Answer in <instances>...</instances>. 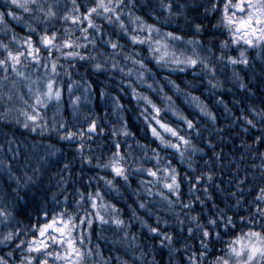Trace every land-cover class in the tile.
I'll return each mask as SVG.
<instances>
[{
  "label": "snow or ice",
  "instance_id": "snow-or-ice-1",
  "mask_svg": "<svg viewBox=\"0 0 264 264\" xmlns=\"http://www.w3.org/2000/svg\"><path fill=\"white\" fill-rule=\"evenodd\" d=\"M137 6L148 10L159 7L164 13L163 24L175 22L177 28L165 31L156 23H147L143 17L133 14V9ZM3 8L4 10H0V33L7 42L0 39V87L7 84L8 91L0 95V99L6 97L8 101H12L18 97L26 106L19 109L20 115L24 117V128L32 132L39 128L41 133L55 131L61 140L69 143L75 141L81 162L91 164L93 157L84 155V147L92 134L103 133L105 128L100 126L97 116L91 111L82 114L81 101L89 100V87L84 82L83 92L74 95L81 82L72 80V70L83 66L91 67L94 73H102L110 67L131 76L133 68L125 72L117 57L122 56L125 62L131 61L137 81L146 84L149 90L161 94L158 104L149 95L138 92L130 80L125 81L131 89L132 97L142 106L140 116L143 117L146 129L158 144L153 148L137 141L136 147L143 153L142 156L137 155L127 145V139L132 136L127 122L122 115H118L110 130L111 137L117 138L113 142L111 156L106 160L95 158L96 167L110 170L108 175L111 178H95L103 180L104 186L109 190L108 194H119L124 184L131 187L130 176L136 175L139 186L134 190L135 195L139 197L142 188L147 196H158L160 199L156 204L165 213L175 216V224L180 232L185 231L186 221L191 224L186 231L191 239H198L199 249L192 251L188 244L183 245L187 254L185 264H205L212 251L219 254L207 260V264H264V151L260 150L264 147V0H193L191 7L188 0H158V3L146 0L144 4H140L139 0H5ZM14 9H22L29 14L30 19L25 20ZM189 12L194 16L190 18L187 15ZM9 17L17 23H23L28 34L20 36L15 33L9 27ZM160 19L157 16V20ZM108 26H114L115 31ZM184 29L192 34L182 32ZM77 32L79 35H76ZM123 37H127L131 44L122 43ZM145 45L147 52L143 57L137 58L140 53L132 46ZM105 46L112 51L108 52ZM126 47H131V51H125ZM149 54L157 65L172 71L184 72L186 69L199 68L206 77H211L208 84L212 88L221 86L219 81L214 83L217 65L231 67L232 78L244 90L248 101L245 108L240 110L241 115L237 120L245 133H252L249 137L251 143L241 139V147L260 159L258 175L246 174L240 179L236 172L231 179L216 182L215 167L221 161L222 153L216 151V145L212 139L204 137V132L208 131V122L215 126L217 117L199 97L190 92H185V95L195 103L201 119H206V122L199 125L193 118L181 113L172 97L164 94L163 86L154 87L159 82L155 80L156 73L146 62ZM241 73H244L247 80L242 78ZM65 76L68 77L67 82L62 78ZM165 79L176 91H180L179 85L168 77ZM253 81L259 84V88L254 89ZM65 83L72 114L82 122L76 131L63 120L55 119V114L60 111ZM23 88H27L31 103L24 98ZM99 95L102 98L108 96L103 90ZM257 98L260 100L259 105L255 103ZM53 101L56 108L53 122L49 125L40 109L52 107ZM111 103L114 113L124 111V106L117 97H112ZM219 103H223V100ZM225 110H228L227 106ZM5 111L9 109L6 108ZM167 112L180 123H170ZM253 130H258L259 134H254ZM222 131L216 128L215 135L223 139L220 136ZM211 136L212 133L209 132V137ZM121 137L124 138V145L119 142ZM196 139L206 145L207 152L204 147L194 143ZM48 147L45 155H54V146ZM123 147L128 150L122 151ZM168 149L174 151L168 153ZM162 152L165 155L162 156ZM198 154L203 161L199 172L194 167L193 159ZM167 155L178 156L187 169L191 170V174L186 172L181 175L172 161L166 158ZM204 155L209 158L205 160ZM243 158L242 155L241 159ZM39 159L44 160L45 157ZM144 161L154 163L145 166ZM67 168L68 165L65 164L61 171ZM0 170L6 171L8 180L16 185L15 188L11 184L6 187L15 194L20 214L27 211V217L30 218L34 211L37 217L35 222L30 219L28 225L0 233V245H15L16 249L25 253L19 257V264H110L112 258L104 257L100 245L93 243V236L102 238L103 233L112 226L114 234L123 233L122 237H118L121 241L128 240L131 235L128 246L135 251L136 235L128 231L130 224L121 216V209L107 202L108 194L102 193L99 187L95 191L84 192L76 189L73 196L79 199L69 203L67 189H62L65 182L62 176L57 181V188L61 190L49 197L48 191L40 186V167H34L32 175L25 172L23 181L13 171L10 163L0 161ZM144 174L151 179H145ZM117 178L123 183H116ZM233 180L237 190L229 192L228 196L235 198V202L220 207L213 202L214 190L223 191L221 185H231ZM185 183L188 185V192L192 194L187 202L182 200ZM250 192H255V195L252 199H247ZM49 199L53 204L51 211L47 208ZM21 200L24 201L23 205H19ZM197 202L201 206L199 212L194 207ZM209 202H212L210 206ZM245 205L248 207L245 208ZM177 206L188 210L183 213L184 219L176 212ZM139 208L155 215V226L143 217H138L135 210L130 219L139 220L143 228L160 238V244L168 248L170 254L176 251V234L160 227L161 224L172 226L167 216H161L155 208H148L142 197ZM241 209L246 214H240ZM194 212L195 215L192 214ZM229 212L233 214L229 215ZM12 218L13 212L8 210V206H0V223ZM257 226L260 230H256ZM237 227L241 228L238 234L235 231ZM25 230L31 232L30 239L21 238L26 235ZM17 240L19 243H16ZM216 244L221 247L216 249ZM13 255L12 251L7 253L8 257ZM0 264H9V261L0 256ZM116 264H129V261L117 256Z\"/></svg>",
  "mask_w": 264,
  "mask_h": 264
},
{
  "label": "trees",
  "instance_id": "trees-1",
  "mask_svg": "<svg viewBox=\"0 0 264 264\" xmlns=\"http://www.w3.org/2000/svg\"><path fill=\"white\" fill-rule=\"evenodd\" d=\"M145 2L146 0H139L140 4H144ZM153 2L158 3V0H153ZM181 2H183V0H181ZM192 2L193 0H188L190 7L192 6ZM4 4L5 0H0V10H4ZM14 10L23 16L25 20L30 19L29 14L23 12L22 9ZM125 12H127V9H125ZM133 14L143 17L147 23H156L165 31H172L177 28V23L175 22L168 25L163 24L164 13L159 7H156L154 10H148L146 7L137 6L133 9ZM187 15L190 18L194 16L191 12L187 13ZM157 16H160L161 19L157 20ZM8 20L9 27L15 33L20 36L28 34V30L24 27L23 23H17L10 17ZM125 21L127 22V15H125ZM97 22L103 23L102 21ZM180 22L183 23L182 18H180ZM57 27H59V25H57ZM108 27H111L113 31H115L114 26ZM182 32H186L187 35L192 34L187 31V29L182 30ZM76 35H79V33L77 32ZM106 38L107 37H105V39ZM0 39H4L5 42H7V39L2 33H0ZM122 43L125 45L131 44L127 37H123ZM132 47H135L136 51L140 53V56L137 58L143 57L147 52L146 45ZM105 48H107V46H105ZM107 51L111 52L112 50L107 48ZM125 51H131V47H126ZM117 60L119 64L125 68V72H127V69L129 68H133L131 76H126L124 73H120L118 69L113 70L110 67L108 71L102 73H94L91 67L83 66H79L72 70V80L81 82L78 90H75L73 94L80 95L83 92L84 82H87L89 87V100L85 101L82 99L81 101L82 114L91 111L93 115L97 116L100 126L105 128L103 133L92 134L88 138V142L84 147V155H91L93 157V162L91 164L81 162V155L75 147V141L69 143L68 141L61 140L55 131L50 130L41 133L39 128H37L36 132L24 128L22 126L24 117L20 115L19 109L26 108V106L19 101L18 97L12 101H8L6 97L0 99V117H2L0 118V161H3L5 164L10 163L13 171L21 177V181H23V175L25 172L32 175V169L34 167H40V186L48 191L49 197L53 193H58V191L61 190L57 188V181L61 176L65 181L62 185V189H67L69 203H72L74 199H79V197L73 196L76 189L84 192L85 190L95 191V189L99 187L102 193L108 194L109 190L104 186L103 180H98L95 177L108 176V178H111V176L108 175L110 170L96 167L95 158L99 157L101 160H106L111 156L113 150L112 145L117 138L111 137L110 130L112 125L116 123L117 116L122 115L124 121L127 122L128 128L132 133V136L127 139V145H130L137 155H143V153L136 147L137 141H139L140 144H149L153 148H156L158 144V142L151 136V133L146 129L143 117L140 116L142 106L132 97L131 89L125 81L130 80L133 86L137 88L138 92L149 95L156 103L159 104L161 100V94L149 90L146 84H141L137 81L135 68L131 61L125 62L122 56H118ZM146 62L149 63V67H151L156 73L155 80L159 82L158 85L154 84V87L163 86L164 94L172 97V101L181 113L189 118H193L199 125H203L206 122V119H201L199 109L195 107V103L190 97L185 95V92H190L193 96L199 97L200 101L203 104H206L209 110L217 117L215 126L213 127L211 123L208 122V131L204 132V137L212 139L213 143L216 145V151L222 153L221 161L215 167L216 182L221 183V180H229L236 172L239 173L240 179H243L246 174L256 173L258 175L259 164L261 162L260 159L245 152L241 147V139L251 143L249 137L252 133H245L239 126L240 122L237 120V117L241 115L240 110L245 108L248 101L245 98L244 90L240 89L238 84L233 80L231 67H226L224 64L217 65L215 69L214 83L219 81L221 86L212 88L208 84V79H211V77H206L199 68L186 69L184 72L179 70L172 71L170 68H162L157 65L155 61L151 59V54L146 58ZM80 64L82 65L83 62H80ZM40 71L42 72L43 69ZM241 76L247 80L244 73H241ZM165 77H168L170 80L174 81L176 85H179L180 91H176V89L168 83ZM62 78L65 82L68 81V77L65 76ZM252 86L254 89L259 88V84L255 81H253ZM63 88L60 111L55 114V119L57 121L63 120L73 131H76L81 127L82 122L79 121L78 117H74L72 114L66 83ZM121 88L124 90L121 91ZM101 90L108 94L107 98L100 97L99 93ZM7 91V84L0 87V95H3V93ZM22 94L25 99H29L30 103L32 102L28 95L27 88H23ZM112 97H117L119 99L120 103L124 106V111L120 113H114L112 111ZM220 100H223V103H219ZM236 101H241V103H236ZM255 103L257 105L260 104L259 98L255 100ZM225 106H227V111L225 110ZM6 108L9 109V111L6 112ZM55 108L56 105L53 101L52 107L40 109L41 115L44 116L49 125L53 122ZM28 110L30 111V109ZM166 115L170 123H173L174 125L180 123L170 112H167ZM17 121H19V123ZM84 128L86 129V125H84ZM216 128L223 130L220 134L223 139L218 138L215 135ZM62 132L63 129H61V133ZM209 132L212 133L211 137H209ZM253 133L256 135L259 134L258 130H253ZM119 142L124 145V138H119ZM194 143L199 147H204L206 152L208 151L206 145L202 143L200 139L194 140ZM49 145L54 146L56 150L55 154L52 156L45 155L49 150ZM9 149H11V151ZM127 150V147L122 148V151ZM260 150L264 151V147H261ZM173 151L174 150L172 149L167 150L168 153H172ZM149 155H151V153H149ZM161 155L163 156L165 153L162 152ZM242 155L244 157L243 159H241ZM42 156L45 157L44 160L39 159ZM166 158L172 161L173 166L178 169L181 175H184L186 172L191 174V170L187 169L186 164L182 163L178 156L167 155ZM208 158V155H204L205 160ZM193 159L194 167H196L199 172L203 161L199 159V154ZM144 163L145 166H151L154 161H144ZM65 164L68 165V168L61 171ZM253 165H256V167L254 168ZM144 178L151 179L150 177H147L146 174H144ZM116 183L120 184L123 182L117 178ZM129 183L131 184V187H129L128 184H124V186L120 188L119 194L112 192L106 196V200L121 209V216L126 223L130 224L128 231L130 234L135 233L136 235L135 244L137 247L135 248V251L128 246V240H131V235H129L128 240H119L118 237H122L123 233L114 234L112 230L114 226H112L110 230L104 232L103 237L100 239H97L94 235L93 243H98L100 245V250L105 258L109 256L112 258L110 264H116L117 256H120L122 260L127 259L129 264H140V261L137 259V254L141 249L148 252L151 257L155 258L158 264H167L170 258L169 249L160 244V238H156L155 234L149 233L146 228H143L139 220L130 219L132 211L135 210L138 217H143L155 226V215H150L146 209L139 208V200L142 197L144 202L148 205V208H155L160 212L161 216H167L171 221V227L164 224H161L160 227L162 230H169L176 234V241L174 244L176 251L171 253V258L174 264H185L187 254L185 253L183 245L188 244L192 251H197L199 249L198 239H191L186 231V228L192 225L186 221L184 225L185 231L180 232L179 227L175 224V216L165 213L163 209L156 204V201L160 199L158 196H147L142 188L140 189L139 197L135 195L134 190L139 186V178L136 175L130 176ZM7 184H11L12 188L16 187L15 183L8 180L7 172L0 170V206L7 205L8 210L13 212L14 217L8 222L0 223V233L10 229L14 230L22 225H28L30 219L32 222H35L37 218L34 211L30 218L27 217V211H25L24 214H20L21 209L17 206L15 194L11 192L10 188L6 187ZM221 187L223 191L214 190L215 200L213 202L220 207H224L225 204H233L235 198L229 197L228 193L237 190L235 188V181L233 180L231 185L223 183ZM248 187L250 188L251 186L249 185ZM182 193L183 201L187 202L191 199L192 194L188 192L187 183L184 184ZM21 195H23V192H21ZM254 195L255 192H250L247 195V199H252ZM62 199L63 198L61 197V200ZM211 203L212 202H209V206ZM23 204V200L19 201V205ZM129 205H131V208H129ZM194 207L196 212L200 211L201 206L198 202ZM247 207L248 205H245V208ZM252 207H254V205ZM47 208L49 211L53 208L50 199ZM187 211V209H181L180 206H177L176 208V212L180 213L181 219H184L183 213ZM192 214L195 215L196 213L194 212ZM228 214L232 215L233 213L229 212ZM240 214H246L244 209H241ZM243 230L247 231L246 228ZM256 230H260L258 226ZM25 231L26 235H23L21 238L25 240L30 239L31 232L28 230ZM235 231L238 234L241 231V228L237 227ZM186 237L189 238L185 239ZM16 243H19V240H17ZM24 247H26V245ZM220 247V244H216V249H219ZM9 251L14 253L12 257L7 256ZM24 254L25 253L22 251L16 249L15 245H0V256H4L9 261V264H19V257ZM216 254L219 253L215 251L210 252L207 260L212 259ZM207 260L205 261V264H207Z\"/></svg>",
  "mask_w": 264,
  "mask_h": 264
},
{
  "label": "clouds",
  "instance_id": "clouds-1",
  "mask_svg": "<svg viewBox=\"0 0 264 264\" xmlns=\"http://www.w3.org/2000/svg\"><path fill=\"white\" fill-rule=\"evenodd\" d=\"M149 247H151V246H149ZM137 259L140 261V264H158L157 260L155 258L151 257L148 252L143 251V249L139 250V252L137 254ZM167 264H174V262L171 258V254H170V258H169V261L167 262Z\"/></svg>",
  "mask_w": 264,
  "mask_h": 264
}]
</instances>
